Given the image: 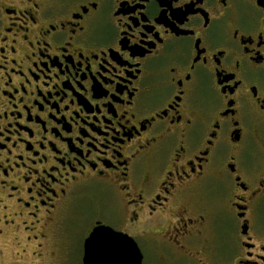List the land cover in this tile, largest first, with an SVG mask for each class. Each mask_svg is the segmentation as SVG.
I'll list each match as a JSON object with an SVG mask.
<instances>
[{"label": "flooded vegetation", "instance_id": "af4514ba", "mask_svg": "<svg viewBox=\"0 0 264 264\" xmlns=\"http://www.w3.org/2000/svg\"><path fill=\"white\" fill-rule=\"evenodd\" d=\"M82 200L140 250L264 264V0H0V237Z\"/></svg>", "mask_w": 264, "mask_h": 264}, {"label": "rangeland", "instance_id": "374dc122", "mask_svg": "<svg viewBox=\"0 0 264 264\" xmlns=\"http://www.w3.org/2000/svg\"><path fill=\"white\" fill-rule=\"evenodd\" d=\"M88 200L76 203L72 215L66 220L64 231L47 230L45 237L37 243L24 239L15 241L10 235L0 237V264H83V247L77 246V238L91 227L94 217ZM141 246L143 264H187L173 252L163 247Z\"/></svg>", "mask_w": 264, "mask_h": 264}, {"label": "snow or ice", "instance_id": "6c2138e0", "mask_svg": "<svg viewBox=\"0 0 264 264\" xmlns=\"http://www.w3.org/2000/svg\"><path fill=\"white\" fill-rule=\"evenodd\" d=\"M173 15L180 18V15ZM135 203V201H133ZM155 210L154 207L152 209ZM130 218L136 221L138 216L135 210L132 211ZM87 234H81L77 238V246L83 247L91 255H105L110 257H133L138 251L136 239L130 236L127 231L113 228L112 222H105L104 219L94 218L91 227L86 230ZM140 234H137V238ZM85 264H88L86 261ZM106 264H122L119 260L107 261ZM130 264V261H129Z\"/></svg>", "mask_w": 264, "mask_h": 264}, {"label": "water", "instance_id": "95a60500", "mask_svg": "<svg viewBox=\"0 0 264 264\" xmlns=\"http://www.w3.org/2000/svg\"><path fill=\"white\" fill-rule=\"evenodd\" d=\"M111 260H119L122 262V264H143V254L138 246V251L135 253L133 257H127V256H122V257H110V256H105V255H89L87 250L84 248L83 250V259L82 263L85 264L87 261L88 264H106L107 261Z\"/></svg>", "mask_w": 264, "mask_h": 264}]
</instances>
